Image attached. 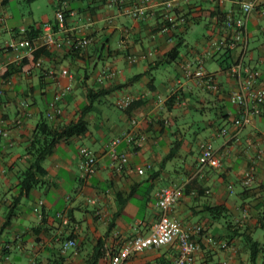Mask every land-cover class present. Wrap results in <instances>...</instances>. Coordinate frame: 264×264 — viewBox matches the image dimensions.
<instances>
[{"label":"crops","instance_id":"obj_1","mask_svg":"<svg viewBox=\"0 0 264 264\" xmlns=\"http://www.w3.org/2000/svg\"><path fill=\"white\" fill-rule=\"evenodd\" d=\"M148 1L122 0L115 5L110 0H48L53 17L38 21L33 2L0 0V128L7 131V136H0V264H51L59 253L63 264H83L96 240L104 236L108 249L118 254L129 239L150 232L160 214L157 195L166 186L182 188L168 215L185 227L203 226L194 236L198 249L192 264H250L245 228V233L264 241V230L256 227L264 211V117L235 130L232 119L237 108L230 95L238 82L225 67L230 59L217 53L223 47L204 62L218 92L182 71L183 63L194 61L211 41L227 39V16H239L241 4L252 2L244 42L231 50V58L233 62L242 58L256 68L257 84L264 85V0H181L175 13L188 21L169 34L157 29L162 14L159 0ZM136 6L144 8L143 17L129 12ZM63 7L68 12L64 26L54 28L56 12ZM195 26L204 33L188 48V55H181L180 48ZM30 27L41 34L51 31L58 38L89 37L90 44L78 56L67 47H40L43 54L36 66L30 72L20 71L21 60L33 51L23 43ZM12 41L17 50L8 47ZM142 53L145 58L128 61L129 55ZM62 68L73 78L61 76ZM67 84L71 91L59 103L56 126L82 115L87 104L84 86L112 90L82 115L85 131L65 138L43 160L40 183L28 195H20L17 176L31 162L26 148L32 132L53 95ZM125 95L136 99L121 110L116 103ZM158 97L163 104H158ZM170 97L174 99L166 103ZM132 119L138 124L133 125ZM223 128L227 135L220 133ZM128 133L144 134L146 141L136 145L122 140L116 146L128 158L125 168L117 171L110 166L107 144ZM176 139L181 145L169 156ZM202 142L217 151L219 167L202 165ZM82 146L97 157L96 173L88 177H82L79 168ZM252 164L254 179L246 188L241 180ZM141 167L144 172L139 174ZM216 205H225L229 218L240 227L232 236L223 218L209 214L208 208ZM11 206L12 215L6 219ZM70 238L76 247L62 253V242ZM177 251L176 243L149 248L131 254L124 264L167 263ZM97 264H109V258ZM255 264H263V258Z\"/></svg>","mask_w":264,"mask_h":264},{"label":"built area","instance_id":"obj_2","mask_svg":"<svg viewBox=\"0 0 264 264\" xmlns=\"http://www.w3.org/2000/svg\"><path fill=\"white\" fill-rule=\"evenodd\" d=\"M181 0H159V5L162 9L161 19L157 25V29L162 34H169L180 23L184 22V17L178 16L175 13V9ZM115 5H121L122 0H110ZM143 3L149 2L148 0H142ZM65 8L63 7L56 12V20L59 27L64 26L65 20ZM253 8L252 2H244L241 4V14L239 16L228 15L225 24L230 30V34L225 40L211 41L208 47L198 56L194 61H185L182 65V71L186 77L197 80L203 87L212 92H218V83L214 80L212 75L206 72L204 68V62L206 59L213 57L214 52L220 49L223 45H226L231 50L241 46L244 42L246 35V19L248 14ZM144 8L142 6H136L129 8V12L132 15L139 17L144 16ZM87 23L91 22V17H87ZM24 45L29 49L35 50L40 47L62 49L67 47L69 50L82 52L90 44L89 37H75V38H58L54 36L51 31H45L34 40L30 41L25 39ZM8 47L17 50L16 42L12 41L8 44ZM147 54L142 53L139 55H129L128 61L135 62L140 58H145ZM229 75L232 78H236L238 85L237 89L230 95V103L236 106L237 113L232 119V124L235 130H241L243 127L250 125L255 117H264V85H258L259 72L256 68L243 62L242 58H238L230 68L228 69ZM51 73V72H50ZM61 76L73 78V74L66 68L60 70ZM71 91V85H65L61 90L57 91L51 101L48 104V110L46 111V118L53 121L58 115L61 114L59 103L63 99L66 92ZM2 90L0 89V95ZM136 97L133 95H125L118 99L116 105L119 109H126ZM158 104H163L164 100L161 97L157 98ZM133 125H137L136 119L131 120ZM221 134L227 135L228 130L223 128L220 131ZM0 136H7V131L0 128ZM125 140L129 144L135 143L141 145L146 141L144 134L128 133L124 136H118L113 138L107 147L110 151L112 158L111 168L121 171L128 163V158L125 153H118L116 146ZM201 151L202 165L210 167H219L220 157L217 151L208 142H202L199 145ZM81 156L80 160V172L82 177H88L96 173L97 157L96 154L89 148L82 146L79 148ZM137 172L142 174L144 169L137 168ZM255 166L250 165L242 176L241 185L243 187H249L254 179ZM182 188L176 186H166L160 189L157 199L156 207L159 209L160 214L152 225L149 233L144 235H136L129 239L123 246L122 250L113 255L109 259V264H124V259L133 253L142 252L149 248H159L161 246L176 243L177 255L171 261L162 264H192L194 261V254L198 249V244L194 239V236L199 235L203 229L201 224L194 225L192 227H185L180 221L170 217L168 210L172 207L178 198L180 197ZM76 247V242L73 239H68L61 244V252L65 253L69 249ZM140 264V263H137Z\"/></svg>","mask_w":264,"mask_h":264},{"label":"trees","instance_id":"obj_3","mask_svg":"<svg viewBox=\"0 0 264 264\" xmlns=\"http://www.w3.org/2000/svg\"><path fill=\"white\" fill-rule=\"evenodd\" d=\"M34 1L36 0H26V2L28 3H32ZM64 12L66 18V14L68 12L66 11V9ZM182 17H184V22L178 24L173 29V31L178 26L187 23L188 19L185 16ZM57 26L58 24H56L54 28H56ZM24 34L26 36V39L32 41L41 34V30L30 27L25 30ZM222 47L223 48L217 53H220L222 56L226 57L225 60H227V58L230 59L225 65V67L229 69L232 63H234L231 58V49L226 45H223ZM70 53L78 56L81 52L70 50ZM42 54V48H38L30 52L21 60L19 64L20 71L30 72L36 66L37 60ZM139 76L140 75L136 76V78ZM84 87L87 104L82 106V115L90 112L94 102L97 101L98 98L105 96L112 90V88H106L94 91L93 88H89L88 86ZM173 99L174 97L168 98L166 100V103H169ZM82 115L76 121L64 124L62 126H56L55 124H53V121L48 120L46 116L39 119V121L35 125V128L32 132V137L26 148V154L31 158V162L24 170H21L17 176V186L20 195H28L30 191L40 183L39 177L42 174V162L46 157L50 156L56 150L61 141L71 135H78L85 131L87 123L83 119ZM180 145L181 141L176 139L172 144L169 156H172L179 149ZM16 202H19V200H16ZM13 209L14 207L11 206L6 219H9L11 217ZM208 212L212 217H221L224 219V225L228 231L229 236H232L233 233L238 231V228H240L233 222L231 218H229L230 215L225 205H216L210 207L208 208ZM256 227L264 230V211L260 213V218L257 220ZM37 230H39V228H37ZM247 230L248 228H245V231ZM245 231L243 232V242L248 249L250 264H255L257 258L260 256L263 258L264 264V241L261 242L260 240L254 238L251 233H245ZM104 237L98 238L96 240L90 252L85 255L83 264H97L100 260L106 258L110 259L113 255H115V251L109 250L106 246ZM64 260L65 258L63 254L59 253L55 255L51 264H63Z\"/></svg>","mask_w":264,"mask_h":264},{"label":"rangeland","instance_id":"obj_4","mask_svg":"<svg viewBox=\"0 0 264 264\" xmlns=\"http://www.w3.org/2000/svg\"><path fill=\"white\" fill-rule=\"evenodd\" d=\"M31 9H32L33 14L35 15L34 18L38 21L42 17H47L48 19H51L53 17L54 8L50 3H48V0L34 1ZM28 10L29 9L26 8V11H25L26 15H27ZM203 33H204V29L200 26H195L192 30H190L186 36V42H185L186 46H182L180 48L181 55H188L189 49L194 46L196 39L200 38ZM192 115H194V113H192ZM198 116L199 114L195 115V117H198ZM194 129H197V127L195 126Z\"/></svg>","mask_w":264,"mask_h":264}]
</instances>
